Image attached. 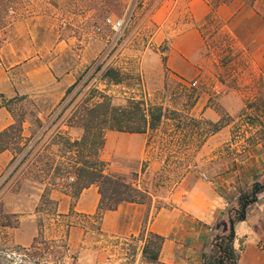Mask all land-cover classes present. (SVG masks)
Listing matches in <instances>:
<instances>
[{
  "label": "rangeland",
  "instance_id": "rangeland-1",
  "mask_svg": "<svg viewBox=\"0 0 264 264\" xmlns=\"http://www.w3.org/2000/svg\"><path fill=\"white\" fill-rule=\"evenodd\" d=\"M192 1L57 0L60 6H55L50 0H0L2 26L18 16L54 14L61 39L72 48L69 59L77 62L80 57L82 61L80 84L67 99V91L51 89L28 99L18 96L5 102L0 100V105H6L7 111L10 109L13 125L19 127L24 121V137L31 140L25 153L14 151L17 158L9 168L0 169V264H14L6 251L23 252L25 264H156L143 256L146 241L151 238L144 228L137 236L105 234L96 216L81 218V222L75 213L58 215L50 197L48 188L52 179L57 188H70L77 181L75 170L69 168L71 173L61 179L59 174L54 176V167L60 163L66 167L75 165L81 154L88 157L87 150L80 154L78 151L82 149L63 145L57 130L78 104L92 94L97 95L96 90L111 96L116 106H125L131 99H144L149 105L163 106L168 111L169 119L164 120L144 161H136L129 167L108 162L110 172L124 175L129 181L138 179L140 186L149 191L147 206L154 214L171 205L188 165L201 163L197 149L204 134L213 128L203 120L193 121L189 110L207 83L224 76L232 80L231 85L237 79L248 83L238 89L248 98L245 110L234 118L225 116L223 123H233L232 142L243 140L245 144H253L263 137L264 78L253 70L250 72L253 65L249 49L246 51L257 45L238 43L217 10L224 5L240 7V11L246 9L241 14L246 22L251 15L247 10L250 6H255L259 15L264 12V0H204L211 13L199 22L195 21ZM108 19L123 20V28L115 31ZM237 27L241 36L250 31L247 24L238 22ZM196 30L203 35L204 44L194 64V75L180 76L172 67L184 52H195L196 42L183 36ZM99 66L103 69L97 71ZM109 67L121 71L123 84L107 85L102 75ZM73 97H76L74 104L64 111ZM62 110L64 116L54 123ZM175 111L181 117L173 114ZM52 122L54 125L45 133ZM63 133L76 138L69 136L65 128ZM201 171L194 168V172ZM71 177L74 183L68 182ZM77 225L81 232L71 233ZM78 236L83 238L80 240ZM156 244L157 240L152 239L150 252H156ZM215 255L213 248L208 264H215Z\"/></svg>",
  "mask_w": 264,
  "mask_h": 264
},
{
  "label": "crops",
  "instance_id": "crops-1",
  "mask_svg": "<svg viewBox=\"0 0 264 264\" xmlns=\"http://www.w3.org/2000/svg\"><path fill=\"white\" fill-rule=\"evenodd\" d=\"M50 2L60 6L57 0ZM191 3L195 21H202L211 13L204 0ZM240 10V7L224 5L219 7L217 14L238 43L257 45L246 48L253 65L250 72L253 70L255 75L264 78V12L259 15L257 8L250 6L247 9L251 12L249 21L244 22L241 14L246 9ZM57 22V17L50 13L18 16L9 20L6 26H2L0 21V39H3L0 42V100L5 102L18 96L28 99L51 89L65 93L78 82L82 61L80 57L77 62L69 59L72 48L61 39ZM238 22L249 26L246 36L239 34ZM183 38L196 42L195 52H184L172 70L180 76L192 77L194 64L204 44L203 35L196 30ZM202 73L204 75V70ZM231 82L224 76V79L207 83L189 110L191 118L218 124L225 116L234 118L243 113L248 98L238 89L248 83L243 84L242 79L235 80L232 85ZM13 124L9 111L0 105V132ZM223 125L219 131L205 134L206 139L197 149L201 163L188 165L169 207L154 214L147 204L123 203L116 210L104 214L101 232L137 236L144 228L147 234L164 238L156 264H208L207 259L213 252V239L230 232L229 208L237 209L241 194L250 191L255 183H264V135L253 144H245L243 140L232 142L233 123L224 122ZM64 128L69 136H75L76 140L81 138L80 127ZM148 139L149 134L109 131L100 157L107 163L129 167L136 161L145 160ZM14 151L0 154V169L9 168L15 162ZM196 167L202 169L201 173L194 172ZM203 174L209 180H204ZM71 189L72 186H60L50 191L57 214L75 213L80 217L79 221L92 218L101 201L98 187L91 185L77 197ZM79 227L72 228L71 233L81 232ZM235 233L234 249L238 264H264V192L249 207L246 220L236 224ZM74 238L77 241L76 235Z\"/></svg>",
  "mask_w": 264,
  "mask_h": 264
},
{
  "label": "trees",
  "instance_id": "trees-1",
  "mask_svg": "<svg viewBox=\"0 0 264 264\" xmlns=\"http://www.w3.org/2000/svg\"><path fill=\"white\" fill-rule=\"evenodd\" d=\"M101 69H103V67L99 66L97 71ZM102 78L107 82L108 86L121 85L124 83V77L121 71L111 67L104 71ZM79 84L80 80L68 89L65 99L73 94ZM95 93H97V95L92 94L84 103L78 104L68 120L64 121L57 130V137L62 140L63 145L68 149H82L78 151L80 154L87 150L88 157H84L82 154L79 155L80 158L75 162V165L69 162L72 164L70 167H66L61 163L56 165V167H54V176L58 177L59 174L58 178L63 179L66 174L71 173L70 169L72 171L75 170L77 181L72 184L73 195L75 197L79 196L84 189L91 185H96L101 195V201L99 209L94 216L102 222L104 214L107 211L116 210L121 204L126 202L147 204V199L150 197L149 191L140 186L138 179L129 181L124 175L109 171L108 163L103 161L100 157L106 145L107 133L109 131H117L130 134H149L147 143V153H149L151 143H155L154 139L156 138V134H158L164 120L169 119V117L167 109L163 106L149 105L144 99L139 101L131 99L128 100L125 106H116L113 104L111 96L97 90ZM76 97H73L69 101L64 107V111L74 104ZM2 98H4V96H2ZM3 107H6V105ZM63 110L55 119L54 123L56 120L62 119V116L65 114ZM173 114L181 117L179 111H175ZM173 120L176 119L173 118ZM192 120L197 122V119L193 118ZM23 122L19 127L12 125L8 129L0 132V154L12 149L17 152L19 151V154H23L29 148L31 140L24 137ZM202 122L213 128V130H209V134L219 131L221 127L224 126L223 122L218 124H213L204 120ZM54 123L47 128L45 133ZM63 126L68 128L81 127L84 130V134L80 140H73L67 137L66 133H63ZM175 138L172 136V140H175ZM164 139L165 138L162 137L161 141H164ZM205 139L206 137L204 136V140ZM204 140L201 143H203ZM24 141H26V143ZM175 145L176 149L178 147L179 150L180 145L178 141L175 142ZM88 158H90V160ZM145 171L146 168H143L142 172L145 173ZM61 172H64V174ZM53 180L54 179H52L49 184V191L57 187ZM262 192H264V183H255L250 191L240 195L237 209H230V232L227 235H217L213 239V248L216 249L217 252V255H215V264H238L237 254L234 249V241L236 238L235 226L238 222L246 220L249 207L258 201V195ZM149 234L151 238L146 241L143 249V256L157 262L159 250L164 238L156 234ZM152 239L157 240L156 252H150Z\"/></svg>",
  "mask_w": 264,
  "mask_h": 264
},
{
  "label": "built area",
  "instance_id": "built-area-1",
  "mask_svg": "<svg viewBox=\"0 0 264 264\" xmlns=\"http://www.w3.org/2000/svg\"><path fill=\"white\" fill-rule=\"evenodd\" d=\"M12 10V9H10ZM107 22L112 26V28L115 30V31H120L123 26H124V22L123 20H114V21H111L110 19L107 20ZM203 179L204 180H209V178L207 177V175H203ZM68 182L69 183H74L75 182V179L74 178H69L68 179ZM5 254L7 255V257L9 259H11L14 264H25V254L21 251H6ZM35 264H41V263H35Z\"/></svg>",
  "mask_w": 264,
  "mask_h": 264
}]
</instances>
